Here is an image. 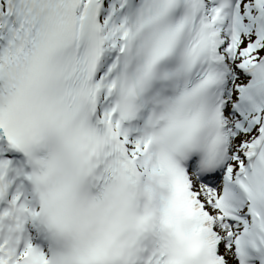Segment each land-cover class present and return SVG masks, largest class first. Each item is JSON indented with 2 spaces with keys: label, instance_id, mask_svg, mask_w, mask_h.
<instances>
[{
  "label": "snow or ice",
  "instance_id": "1",
  "mask_svg": "<svg viewBox=\"0 0 264 264\" xmlns=\"http://www.w3.org/2000/svg\"><path fill=\"white\" fill-rule=\"evenodd\" d=\"M0 264H264V0H0Z\"/></svg>",
  "mask_w": 264,
  "mask_h": 264
}]
</instances>
